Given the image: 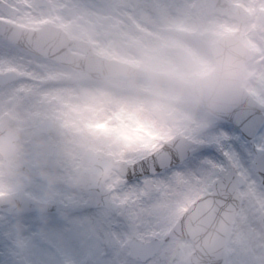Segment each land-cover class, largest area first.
<instances>
[{
	"label": "clouds",
	"instance_id": "obj_1",
	"mask_svg": "<svg viewBox=\"0 0 264 264\" xmlns=\"http://www.w3.org/2000/svg\"><path fill=\"white\" fill-rule=\"evenodd\" d=\"M45 39L49 51L70 44L76 57L59 66L84 75L0 99V214L17 256L34 245L26 216L50 242V212L71 216L72 201L102 194L124 153L193 143L264 104V0H138L91 28L48 26ZM104 220L86 223L100 232Z\"/></svg>",
	"mask_w": 264,
	"mask_h": 264
},
{
	"label": "snow or ice",
	"instance_id": "obj_2",
	"mask_svg": "<svg viewBox=\"0 0 264 264\" xmlns=\"http://www.w3.org/2000/svg\"><path fill=\"white\" fill-rule=\"evenodd\" d=\"M137 2L27 0L42 37L36 48L46 55L14 72L0 63L4 87L22 94L20 83L36 88L75 59L70 44L48 50L46 27L63 30L68 13L103 21ZM112 166L113 180L96 195L106 205L104 227L94 230L83 264H264V104L234 111L193 143L170 139L124 153ZM112 213L126 227L114 229Z\"/></svg>",
	"mask_w": 264,
	"mask_h": 264
},
{
	"label": "rangeland",
	"instance_id": "obj_3",
	"mask_svg": "<svg viewBox=\"0 0 264 264\" xmlns=\"http://www.w3.org/2000/svg\"><path fill=\"white\" fill-rule=\"evenodd\" d=\"M4 5H0V18L11 23L31 28H39L35 23L36 13L31 9L24 7L27 0H4ZM65 24L74 28L86 29L96 25L100 20L87 15H74L68 13L66 15ZM5 49H11L12 55L4 57L0 55V63L7 64L5 71H18L17 65L25 64L29 61L35 63L39 59L33 54L20 48L19 46L10 45L7 41L0 39V53ZM31 56H30V55ZM56 74L48 80L42 81L37 87L47 83H54L64 78L82 77L84 72L69 73L63 70L59 65ZM36 87V88H37ZM22 94L13 92L4 86L0 87V99L7 97L9 101H23L27 99L36 88H26L24 83L18 85ZM158 138L170 139V136L161 134ZM157 144H147L145 147H155ZM143 179V178H142ZM90 199L88 203L77 204L73 206L71 216L62 214V207L50 213L47 224L50 229L49 240L46 242L41 240L38 229L41 219L35 213H30L25 217V228L33 235L34 245L23 255L17 256L13 249L9 246L6 232V222L0 214V264H13L15 260L23 261V264H42L43 260H47L48 264H83L84 261L91 259V248L94 244V227L86 223L89 215L99 217L105 213L106 208L91 209ZM114 229H123L121 218L118 214L112 213L109 217ZM67 242V244L65 243Z\"/></svg>",
	"mask_w": 264,
	"mask_h": 264
},
{
	"label": "water",
	"instance_id": "obj_4",
	"mask_svg": "<svg viewBox=\"0 0 264 264\" xmlns=\"http://www.w3.org/2000/svg\"><path fill=\"white\" fill-rule=\"evenodd\" d=\"M0 34L38 53L36 42L42 38L39 30L16 29L13 26L0 21ZM3 79L4 76L0 75V85H3ZM9 79H11V76ZM101 204H104L102 198L94 196L93 205L98 206ZM55 209L57 208H54L53 210Z\"/></svg>",
	"mask_w": 264,
	"mask_h": 264
},
{
	"label": "bare ground",
	"instance_id": "obj_5",
	"mask_svg": "<svg viewBox=\"0 0 264 264\" xmlns=\"http://www.w3.org/2000/svg\"><path fill=\"white\" fill-rule=\"evenodd\" d=\"M111 225H112V222H111Z\"/></svg>",
	"mask_w": 264,
	"mask_h": 264
}]
</instances>
